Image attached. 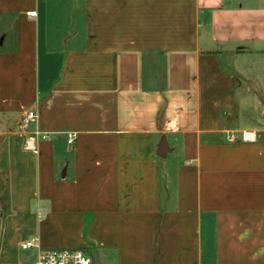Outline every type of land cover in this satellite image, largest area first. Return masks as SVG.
Returning <instances> with one entry per match:
<instances>
[{
    "label": "crops",
    "instance_id": "1",
    "mask_svg": "<svg viewBox=\"0 0 264 264\" xmlns=\"http://www.w3.org/2000/svg\"><path fill=\"white\" fill-rule=\"evenodd\" d=\"M29 237L264 264V0H0V264Z\"/></svg>",
    "mask_w": 264,
    "mask_h": 264
},
{
    "label": "built area",
    "instance_id": "2",
    "mask_svg": "<svg viewBox=\"0 0 264 264\" xmlns=\"http://www.w3.org/2000/svg\"><path fill=\"white\" fill-rule=\"evenodd\" d=\"M38 115L36 112H28L25 116V122L31 123L36 121ZM45 138V135L37 133L30 136L25 141L27 151L38 153L37 142L39 137ZM74 135H69L68 143L72 144ZM23 251H34L35 256L31 264H93V260L82 250H42L37 238L31 239L21 246Z\"/></svg>",
    "mask_w": 264,
    "mask_h": 264
},
{
    "label": "rangeland",
    "instance_id": "3",
    "mask_svg": "<svg viewBox=\"0 0 264 264\" xmlns=\"http://www.w3.org/2000/svg\"><path fill=\"white\" fill-rule=\"evenodd\" d=\"M24 237V235H22ZM19 237V236H18ZM22 237V238H23ZM29 239L31 240L32 237H29ZM14 251L19 253L22 257V261H23V264H31V262L33 261V258H32V252L31 251H19L17 249V247L14 248ZM89 257H91L92 259L95 260V264H96V261H97V254L94 253L92 250H89L87 253H86Z\"/></svg>",
    "mask_w": 264,
    "mask_h": 264
},
{
    "label": "bare ground",
    "instance_id": "4",
    "mask_svg": "<svg viewBox=\"0 0 264 264\" xmlns=\"http://www.w3.org/2000/svg\"><path fill=\"white\" fill-rule=\"evenodd\" d=\"M246 137H251L250 135H247Z\"/></svg>",
    "mask_w": 264,
    "mask_h": 264
}]
</instances>
